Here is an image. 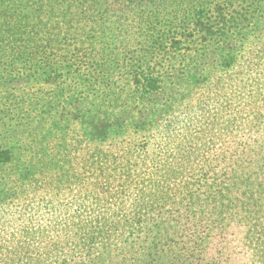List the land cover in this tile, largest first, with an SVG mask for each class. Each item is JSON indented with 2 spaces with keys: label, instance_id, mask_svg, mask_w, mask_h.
Returning <instances> with one entry per match:
<instances>
[{
  "label": "trees",
  "instance_id": "obj_1",
  "mask_svg": "<svg viewBox=\"0 0 264 264\" xmlns=\"http://www.w3.org/2000/svg\"><path fill=\"white\" fill-rule=\"evenodd\" d=\"M206 107L225 113L199 119L208 170L226 162L206 212L264 231V0H0V264H177L164 221L147 245L127 237L199 181L143 210L137 177H176L158 160L173 165L175 132ZM71 194L74 211L115 215L35 234L25 209Z\"/></svg>",
  "mask_w": 264,
  "mask_h": 264
},
{
  "label": "rangeland",
  "instance_id": "obj_2",
  "mask_svg": "<svg viewBox=\"0 0 264 264\" xmlns=\"http://www.w3.org/2000/svg\"><path fill=\"white\" fill-rule=\"evenodd\" d=\"M201 110L206 114H200L194 117L195 119L192 121V131L190 134L189 132L185 134L175 132L176 135L182 137V140L181 144L169 146L168 148L170 157H178L176 161L173 160V165H168L165 160H158V163L165 168H169V171L176 170V177L174 179L172 175L168 177L165 176L166 174H156L155 176L158 175L157 177H150L153 171L152 168L141 169L142 174L137 177V181L139 180L142 184L140 185V187L142 186V191L139 195L143 198V200L140 201L143 206L140 207L145 210V205L162 203V200L166 199V197L169 198L173 194L176 196L175 183H180L182 184L181 186H183L184 183L192 186L195 181H199V184H197L198 186L194 184L191 187V192L183 193L185 197L182 198L179 205H174L176 201L171 200L170 203L165 205L161 212L156 210V212L149 216V225H147V223L144 224L146 226V229L143 230L144 233H136L132 237H127V242L133 241L134 243L136 242V245H147L152 238L156 241L160 235H155L153 231L149 233L148 241L143 238L146 232L151 230V226L160 222L163 223L164 221L167 226H161L167 231L163 232L170 234L166 237L168 239L170 238L171 241L168 242V239H163L161 242L165 244L163 245L165 250L170 249V252L176 256L174 260L178 258L176 262H179L177 264H180V262L183 264H263V256L253 252V246H255L253 244L258 245L260 248H264V231L261 229V224L258 223L255 234L239 216L234 217V214H232L228 218H220V216H218V211L217 213L212 210L206 212V205L209 204V207H212L213 199L207 197V193L203 188L210 184L215 173H220L219 169L224 166L226 162H222L217 158L212 164V167L208 170L207 165L210 160V153L203 154L202 152L211 149L213 144L208 142L204 123L202 121L200 122L199 119H205L208 113H220V116L225 113L223 110L212 111L209 107L205 109L202 108ZM208 121L206 120L207 123ZM223 121L221 122L223 123ZM213 128L217 132L220 129L225 130V128H222L221 124H216ZM140 138V136L136 137L138 141H142V138L141 140ZM223 147H225V144L217 146L215 149H219L220 151ZM199 151L201 153H198ZM177 164L180 165L177 167ZM194 166H197L196 168H198L197 170H199V172L193 171ZM151 178L153 180H150ZM217 182L219 183V181ZM217 182L216 184L218 185ZM224 182L225 181H223V183ZM75 196L76 195L71 194L69 197L61 199V201L56 203L36 200L34 204L29 205L28 208L25 209L26 213L24 219L32 220L31 227L35 234H38L41 231L47 230V228L53 229L59 227L60 224H57L64 219L71 220H68L67 224L80 223L81 225L84 223H92L96 221V218L99 216H102L101 222L104 221V219L111 220L115 215L113 211L109 210L106 213L108 216L104 217L93 208L85 210L77 209V211H74L75 207H73V205L77 201ZM213 196L216 198L218 195L213 193L209 197ZM58 203L63 206V211L57 208ZM159 206L160 205H152L147 208H152L154 210ZM121 207L125 216L128 217L132 214L134 209L132 208L131 195L125 199ZM248 231L250 236L246 235ZM258 232H260V235ZM115 245L117 246L118 244ZM135 248L138 247L135 246ZM65 251L69 252L68 250Z\"/></svg>",
  "mask_w": 264,
  "mask_h": 264
}]
</instances>
